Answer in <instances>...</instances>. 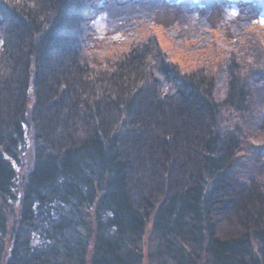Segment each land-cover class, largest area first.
Masks as SVG:
<instances>
[{
	"label": "trees",
	"instance_id": "obj_1",
	"mask_svg": "<svg viewBox=\"0 0 264 264\" xmlns=\"http://www.w3.org/2000/svg\"><path fill=\"white\" fill-rule=\"evenodd\" d=\"M175 4L220 61L141 37L166 0H0V264H264V0Z\"/></svg>",
	"mask_w": 264,
	"mask_h": 264
},
{
	"label": "rangeland",
	"instance_id": "obj_2",
	"mask_svg": "<svg viewBox=\"0 0 264 264\" xmlns=\"http://www.w3.org/2000/svg\"><path fill=\"white\" fill-rule=\"evenodd\" d=\"M119 1V0H117ZM124 1L125 0H120ZM229 2L222 8H217L214 6L213 13L211 15L212 22L220 21L230 22L234 20L239 14L240 4L248 3L250 0H227ZM127 2V1H126ZM166 4L162 7L157 13L156 18L153 20L156 21V25L149 26L146 28V31H143V28L139 31L141 37H157L162 49L167 53V56L171 61L179 63L181 66L185 67H196L200 66L202 63L208 64L210 61L214 64L216 61H220L222 57H217V55L208 58V55L214 54L215 48L208 47L205 51H201L199 53L192 50L193 45H196V40L194 39V35L198 33L197 29V21H201L199 19L200 16L198 13H195L190 18L184 17L182 11L177 9L178 5H174V0H166ZM116 7V6H115ZM114 7H112V11H114ZM150 11V10H149ZM152 12V11H151ZM249 13V12H248ZM260 21H264V11L261 13ZM97 31V38L105 40H122L123 39V29H118L119 23L109 22L106 17L102 14L97 17V19L92 24ZM120 30H123L120 32ZM212 34L214 46L218 45L223 34V27H218L215 25L214 29L209 31ZM194 33V34H193ZM229 36L234 37V32H227ZM140 36V35H139ZM187 37H190L187 39ZM143 40V39H142ZM199 40V38H198ZM207 54V55H206ZM206 55V56H205ZM215 57H217L215 59ZM160 80L164 84V91L168 93H174L175 88L173 85L167 84L162 76H159ZM262 139V137L260 138ZM259 139V140H260ZM264 157V155H263Z\"/></svg>",
	"mask_w": 264,
	"mask_h": 264
},
{
	"label": "snow or ice",
	"instance_id": "obj_3",
	"mask_svg": "<svg viewBox=\"0 0 264 264\" xmlns=\"http://www.w3.org/2000/svg\"><path fill=\"white\" fill-rule=\"evenodd\" d=\"M262 24H264V21H261Z\"/></svg>",
	"mask_w": 264,
	"mask_h": 264
}]
</instances>
